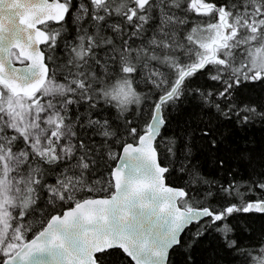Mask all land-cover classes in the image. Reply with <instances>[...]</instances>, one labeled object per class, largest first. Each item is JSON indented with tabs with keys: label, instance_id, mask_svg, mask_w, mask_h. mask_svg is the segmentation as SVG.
<instances>
[{
	"label": "snow or ice",
	"instance_id": "6c2138e0",
	"mask_svg": "<svg viewBox=\"0 0 264 264\" xmlns=\"http://www.w3.org/2000/svg\"><path fill=\"white\" fill-rule=\"evenodd\" d=\"M0 264H264V0H0Z\"/></svg>",
	"mask_w": 264,
	"mask_h": 264
}]
</instances>
